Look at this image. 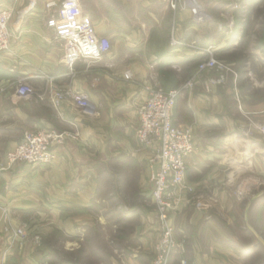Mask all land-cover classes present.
<instances>
[{
  "label": "crops",
  "instance_id": "obj_1",
  "mask_svg": "<svg viewBox=\"0 0 264 264\" xmlns=\"http://www.w3.org/2000/svg\"><path fill=\"white\" fill-rule=\"evenodd\" d=\"M61 1L12 2L10 45L0 52V163L4 164L6 152L26 130H70L76 122L80 137L56 147L53 164L16 163L0 170V262L47 263L43 256L37 257L32 242L35 235L42 241L59 232L64 236L60 251L84 249L87 231L103 223L97 202L105 174L113 176V163L130 162L140 167L132 178L139 205L111 211L118 219L106 226L118 241L105 237L104 258L84 252L80 257L89 258L90 264H149L158 229L149 172L135 139L136 106L146 96L144 85L166 84L168 71L175 78L187 79L199 56L204 57L193 49L170 45L168 36L174 26L177 38L211 46L215 57L231 70L205 71L192 88L181 89L176 97L172 121L191 127L195 148L186 159V179L193 191L170 216L179 246L169 264H264V238L246 219L249 212H264V136L252 126L264 123V47L254 45L255 39L241 45L252 31L248 30L249 19L244 23L247 13L228 17L231 3L246 6L247 1H178L171 11L169 33L161 35L165 42L157 44L147 42L149 30L137 42L127 40L124 27L115 24L120 18L114 5L124 0L105 1L102 12L94 0H79L96 32L115 40L102 60L77 59L72 64L62 59L61 48L51 42L52 31L46 25L49 3L59 5ZM191 62H196L193 67ZM126 70L132 79H124ZM221 75L223 80L210 82ZM20 78L34 89L28 99L15 93ZM53 86L85 92L96 114H83L69 98L55 110L48 98ZM123 173L122 180L130 182L128 169ZM132 217L135 222L126 232V220ZM23 223L28 239L19 246L4 226ZM123 231L126 240L118 237ZM128 239L131 244L125 245Z\"/></svg>",
  "mask_w": 264,
  "mask_h": 264
},
{
  "label": "built area",
  "instance_id": "obj_2",
  "mask_svg": "<svg viewBox=\"0 0 264 264\" xmlns=\"http://www.w3.org/2000/svg\"><path fill=\"white\" fill-rule=\"evenodd\" d=\"M13 1L15 0H0V52L7 50L10 45L11 34L8 26L12 18ZM167 1L170 8L175 10L178 1L186 0ZM187 1L194 4L193 0ZM49 4L51 10L46 25L52 31L51 42L61 48L62 59L69 64L77 59L89 63L102 60L111 48L110 40L96 32L91 17L82 11L79 0H62L59 5ZM196 6L192 8L194 13L199 10ZM238 9H242L243 14L246 12V6L241 2L231 3L229 12L227 11L228 17ZM169 43L172 47H186L204 54L189 83L202 71L217 70L224 73L231 70L225 62L215 57L211 46L202 47L195 41L187 42L177 38L174 26ZM123 77L126 80L132 79L131 71H124ZM221 80L222 75L219 79H211L210 82L215 84ZM182 88L166 91L158 84H146L144 85L146 96L136 106L138 124L135 139L139 151L144 153L149 172L150 198L154 205L158 229V238L154 244L150 264H169L171 255L179 246L170 216L186 199V194L193 191V186L186 179V159L195 148L193 133L191 128L175 125L172 121L176 97ZM2 90L0 88V94ZM15 93L20 98L28 99L34 94V89L24 78H20L16 82ZM48 98L55 110L69 98L83 114L89 116L96 114L95 105L83 91L53 86L49 89ZM252 126L257 133L264 136V123H253ZM79 137L80 130L76 122L72 123L70 130L59 131L45 127L26 130L22 139L6 152L4 164L0 163V170L9 169L16 163L53 164L57 158L56 147L68 139L78 140ZM238 194L241 195L242 192ZM4 230L11 235L12 240H18L19 246L28 239L26 223L14 228L6 225ZM32 242L34 245H40V237L35 235ZM0 264H4V260Z\"/></svg>",
  "mask_w": 264,
  "mask_h": 264
},
{
  "label": "rangeland",
  "instance_id": "obj_3",
  "mask_svg": "<svg viewBox=\"0 0 264 264\" xmlns=\"http://www.w3.org/2000/svg\"><path fill=\"white\" fill-rule=\"evenodd\" d=\"M105 1L108 3H116V0H94L93 3L96 8L102 12L105 7L101 6V4H105ZM167 2L168 1L165 0H124V2H120L114 5L115 12L118 15V18H120V20L116 21L115 24L124 27V30L128 36L127 40L129 39V41H139V38L144 36V30H149L151 37V31L156 29L158 36L161 37L162 34L164 35V33H169V30L171 29V22H169V19L172 18V9ZM246 11L249 15L250 21L248 23V30H254V32H249V34H247V36L241 41V45H248L251 44V42H254V39L259 32L260 21L261 19H263L264 15V0H254L252 4H246ZM212 13H215V11H211V14ZM159 17L163 18L161 19ZM109 40L111 43V40L115 39L109 38ZM150 41L151 39L149 38L147 42ZM253 44L255 45L256 43ZM196 62L198 63V61ZM196 62H191L189 64L190 67H193ZM203 73H205V71L196 74L195 79H193L190 84V76L187 79L186 77L183 79L175 78L176 76L168 71L165 72V78L168 80L166 81V84H168L169 86H171V84H176L175 87H183L182 89L192 88L195 81L199 79V77ZM247 135L251 136L250 133H247ZM110 169L113 170V176L110 177L108 174H105L106 179L104 178V180L101 182V189L99 191L97 202V209L101 213L103 223L96 224L89 231H87V236L82 242L84 244V249L82 250L74 252L60 251L59 245L63 241L64 236L59 232L54 233L51 237L43 238L42 241L40 240V245H36L37 257L39 258L40 256L47 254L42 258V260H45L47 262L45 264H90L89 258L80 257L83 252L87 255L91 253L98 254L104 258L106 253V246L103 244V241L105 237L107 235L110 238L116 239L117 237L116 233L113 232L110 227L106 226L107 223L110 225L112 221L114 222L116 219H118L115 218L116 215H114V213L110 214L111 211L113 212L115 207H122V209H132L133 207L139 205V203H137L136 197H134L136 195L134 190L135 182L132 180V178L138 173L140 167L127 162L123 165L119 163H113ZM127 169L129 172L128 176H131V181L125 183L122 180L124 177V175L122 174H124L123 172ZM117 178H119L120 180L117 181ZM122 186H125L126 188H121ZM262 201L264 205V200ZM144 203L145 202H143V204ZM246 219L248 223L255 227V229L258 230V232L264 238V212H249L246 215ZM134 222L135 217L126 220L127 224H125L124 226L126 227V232L130 230L129 225ZM125 231H123L122 234H119L118 237L126 240L127 238H125L124 234ZM116 241H118V238L116 239ZM128 244H131L129 239L125 241V245ZM41 262L44 263L43 261Z\"/></svg>",
  "mask_w": 264,
  "mask_h": 264
},
{
  "label": "trees",
  "instance_id": "obj_4",
  "mask_svg": "<svg viewBox=\"0 0 264 264\" xmlns=\"http://www.w3.org/2000/svg\"><path fill=\"white\" fill-rule=\"evenodd\" d=\"M247 1V4L249 3V4H252L253 2H254V0H246ZM245 1V2H246ZM243 2H244V0H243ZM244 11L242 10V9H238V10H235V11H233V13L234 14H236V15H240L241 13H243ZM246 13H247V11H246ZM245 14V13H244ZM248 19H249V15H248V13H247V17H246V19H245V21L246 22H244V23H248ZM170 20V19H169ZM169 22H171V21H169ZM171 24V23H170ZM150 39H151V42H153V41H155V43H157V44H163V42H165L164 41V38H163V36H158V34H157V31H156V29L155 30H152L151 31V37H150ZM168 40H169V36H168ZM255 45L256 46H259V47H264V15H263V19H261V21H260V27H259V32H258V34H257V36L255 37ZM160 48V47H159ZM157 53L158 54H160V51H157ZM201 59L202 58H200V56H199V60H198V63H199V61H201ZM198 63H196V69H197V64ZM196 69L195 70H193L191 73H190V77L195 73V71H196ZM161 87L164 89V90H166V91H168V90H171V89H176V88H178V87H169L168 86V84H164V85H161ZM47 254H44L43 256H46Z\"/></svg>",
  "mask_w": 264,
  "mask_h": 264
}]
</instances>
